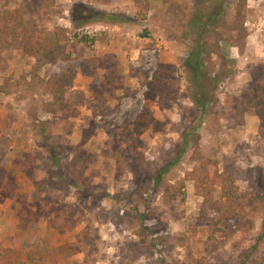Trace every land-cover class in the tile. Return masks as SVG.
Returning <instances> with one entry per match:
<instances>
[{"label": "rangeland", "instance_id": "rangeland-1", "mask_svg": "<svg viewBox=\"0 0 264 264\" xmlns=\"http://www.w3.org/2000/svg\"><path fill=\"white\" fill-rule=\"evenodd\" d=\"M202 1L0 0V15L34 6L33 41L0 27V257L48 264V240L54 264H264V122L247 94L264 83V0H227L201 113L181 66ZM58 28L75 73L52 115L43 83L66 65L37 67V44ZM219 176L243 221L204 211Z\"/></svg>", "mask_w": 264, "mask_h": 264}, {"label": "trees", "instance_id": "trees-1", "mask_svg": "<svg viewBox=\"0 0 264 264\" xmlns=\"http://www.w3.org/2000/svg\"><path fill=\"white\" fill-rule=\"evenodd\" d=\"M227 0H203L198 3L190 17L185 23V31L189 36L191 43L188 56L182 62V70L186 74L188 83L192 88L191 100L195 105L198 112H205L207 107L211 103L210 92L211 89L217 85L218 80L216 76H212L211 69H209V63L211 56L216 54L219 56L220 47L214 41L212 35L218 30L221 24V20L226 11ZM31 4H26L24 8L17 9L12 13H6L0 15V27L4 24L10 23V29L8 34L13 37L12 44L16 45L19 42L24 43L27 41H33L31 30L33 24L27 19V14L31 12ZM108 20L115 22H124V17L120 16H108ZM79 20V19H77ZM100 20V19H99ZM98 21V20H97ZM81 25L86 24V21H77ZM66 32L62 29H56L51 39H41L37 44V67L41 68L47 65L57 66L59 63H63L66 67L49 80L43 83L44 90L47 95L50 96V101L46 105L45 111L48 114L56 115L64 104V97L66 88L69 85L70 80L73 79L75 71L71 59L73 58V52L75 49H71V45L65 38ZM7 38L0 35V45L6 42ZM85 41V39H83ZM3 45L2 49L5 47ZM217 48V52L213 51V48ZM255 106L254 109L257 112V116L264 122V83L256 82L252 85L251 90L247 93ZM50 158L54 166L60 167V161L58 159V147L50 146ZM185 154V149L180 153V156ZM179 162V158L168 163V165L159 171L156 182H160L163 176L169 172L171 167L175 166ZM17 166V165H16ZM217 190L223 192L222 198L218 201H214L210 194H204L206 201L204 211L207 213H213V215L220 216L222 219L228 218V216L234 214L238 219L237 221H243L239 213H236L234 205L232 203L223 202L224 198L229 197L230 200L239 199L236 195L233 179L226 178V176H219L218 178L208 177ZM260 204H264L261 199L258 201ZM215 217V216H214ZM264 237V224L263 233L259 239ZM44 248L40 250L39 254L42 259H46L48 264H54V253L49 247L48 240L44 241ZM17 247L12 246L6 252L5 255L0 257L1 264H20L16 263V259L13 257ZM3 249L0 248V251ZM25 264V263H21Z\"/></svg>", "mask_w": 264, "mask_h": 264}]
</instances>
